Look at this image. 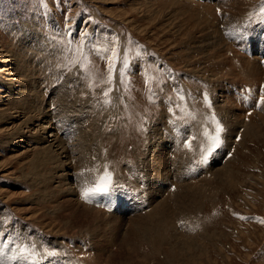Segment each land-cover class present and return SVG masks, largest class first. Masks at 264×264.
Listing matches in <instances>:
<instances>
[{
    "label": "rangeland",
    "instance_id": "obj_1",
    "mask_svg": "<svg viewBox=\"0 0 264 264\" xmlns=\"http://www.w3.org/2000/svg\"><path fill=\"white\" fill-rule=\"evenodd\" d=\"M262 5L0 0V218H10L0 230L38 253L19 264H264V105L227 90L264 83L258 55L229 35L264 32L249 21ZM113 37L129 68L121 83L117 66L107 105L108 85L93 91L78 68L67 71L57 41H83L87 52ZM90 60L106 78L105 60ZM213 113L222 143L199 163ZM97 166L123 188L86 202L81 188Z\"/></svg>",
    "mask_w": 264,
    "mask_h": 264
},
{
    "label": "snow or ice",
    "instance_id": "obj_2",
    "mask_svg": "<svg viewBox=\"0 0 264 264\" xmlns=\"http://www.w3.org/2000/svg\"><path fill=\"white\" fill-rule=\"evenodd\" d=\"M254 18L264 22V5L260 7L257 13H251L249 15V21L253 20ZM244 27L246 30L247 25ZM239 31L240 30L237 29L235 32H230L229 35L236 38H242L243 33L241 34V37H237V32ZM53 39L55 40L56 38L53 37ZM57 43L62 45L64 59L66 61L64 64L65 69L67 71H71L73 68H78L82 74V78L88 82L89 88H91L93 91H95L97 86L108 85V87L102 91V96L104 97V103L111 105V93L114 90L112 85L116 78L117 66L119 65L121 83L124 82L126 71L129 68L128 56L121 55L118 39L113 37L110 40L99 44L93 42L88 47L87 52L84 50L85 45L83 41H81L79 44L71 40L65 43L64 39H60L57 41ZM90 54L99 55L105 60L107 65L106 78L97 80V74L92 70L94 66L90 60ZM155 79V76L148 74L146 76L145 82L150 84ZM156 82L159 83L158 80ZM149 91H151V89H149ZM177 95L180 100L184 99L181 93L178 92ZM262 105H264V91L261 92L256 103L257 107ZM208 106L211 107L210 102L208 103ZM176 107L179 108L180 105L177 104ZM210 120L211 123L215 125V127L212 131H209L207 128L203 130V143L199 145V163H207L209 157L222 143L221 133L224 131L223 126L216 119L214 113L210 117ZM194 139L195 137L192 138V140ZM192 140H188L185 145L190 151L192 150ZM87 171L92 173V178L90 181H85L84 186L81 188V196L86 202H92L97 198L110 199L117 194L118 189L123 188L122 185L114 183L112 172L108 170L107 166H104L102 171L100 170L99 166ZM80 175L83 177L84 173L82 172ZM8 219L0 218V228H2L3 225L8 222ZM8 252L12 254L7 255L6 253ZM37 254V249L34 245L26 243L23 240L17 242L16 240L12 239L10 234L6 236L5 233L0 230V264H19L21 260L27 261L36 257ZM44 255L55 256L57 253L45 249Z\"/></svg>",
    "mask_w": 264,
    "mask_h": 264
},
{
    "label": "bare ground",
    "instance_id": "obj_3",
    "mask_svg": "<svg viewBox=\"0 0 264 264\" xmlns=\"http://www.w3.org/2000/svg\"><path fill=\"white\" fill-rule=\"evenodd\" d=\"M234 20L236 21V19H234ZM228 21H229V20H228ZM222 40H223V39H222ZM208 46H209V45H208ZM210 47H211V46H210ZM224 47H225V46H224ZM3 61H4V60H3ZM221 64H222V63H221ZM263 70H264V69H263ZM250 74H251V73H250ZM28 101H29V100H28ZM225 107H226V106H225ZM34 116H35V115H34ZM42 127H43V126H42ZM51 130H52V129H51ZM151 131H152V130H151ZM45 133H46V132H45ZM152 133H153V131H152ZM53 136H54V134H53ZM150 136H151V135H150ZM43 138H44V137H43ZM57 138H58V137H57ZM59 138H60V137H59ZM59 138H58V139H59ZM152 138H153V137H152ZM41 139H42V137H41V138L39 137V141H38V140H37V141L40 142ZM46 139H47V138L45 137L43 140H45L46 142H48ZM55 139H56V138H55ZM20 140H21V139H20ZM20 140H19V141H20ZM41 141H42V140H41ZM57 141H58V140H57ZM57 141H56V142H57ZM61 141H62V140H61ZM49 142H50V141H49ZM54 142H55V140H54ZM59 142H60V140H59ZM62 142H63V141H62ZM40 143H41V142H40ZM63 143H64V142H63ZM45 144H46V143H45ZM45 144L43 143L42 145H45ZM52 144H53V143H52ZM52 144H50L49 146H47V148H51V147H52ZM58 144H59V143H58ZM60 144H61V143H60ZM55 145H56V144H55ZM55 145H54V146H55ZM39 146H40V145H39ZM56 146H57V145H56ZM47 148L44 149V152H45V150H47ZM57 149L59 150L60 147H59V148L57 147ZM41 150H43V146H42ZM54 150H55V149H54ZM46 152H48V151H46ZM56 152H57V151H56ZM71 152H72V151H71ZM62 153H63V152H62ZM154 153H155V152H154ZM69 154H70V153H69ZM73 154H74V153H73ZM56 155H57V154H55V156H56ZM67 155H68V154H67ZM46 156H47V155H46ZM65 156H66V155H65ZM53 157H54V156H53ZM47 158L50 159L49 156H48ZM57 158H58V157H57ZM60 158H61V157H60ZM84 159H85V158H84ZM65 160H66V159H65ZM52 162H53V161H52ZM62 163H63V162H62ZM75 163H76V162H75ZM161 164H162V163H161ZM73 165H74V164H73ZM69 167H70V165H69ZM83 167H84V166H83ZM59 169H60V168H59ZM80 169H82V168H80ZM183 169H184V168H183ZM37 171H38V170H37ZM74 171H75V170H74ZM162 174H163V173H162ZM64 175H65V174H64ZM161 176H162V175H161ZM221 176H222V175H221ZM217 178H218V177H217ZM166 179H168V178H166ZM160 180H161V178L159 179V181H160ZM225 180H226V179H225ZM59 181H60V180H59ZM167 182H168V181H167ZM61 185H62V184H61ZM155 186L160 187V183H158V184L152 186V188L149 190V193H150V194H152V192H151L152 189H157V188H155ZM195 186H196V185H195ZM157 192H158V191H157ZM189 194H190V193H189ZM57 195H58V194H57ZM71 197H72V196H71ZM180 198H181V197H180ZM70 201H71V200H70ZM175 201H176V200H175ZM78 204H79V203H78ZM165 209H166V208H165ZM90 210H91V209H90ZM169 210H170V209H169ZM97 214H98V213H97ZM100 214H101V213H100ZM148 215H149V214H148ZM148 215H147V216H148ZM175 215H176V214H175ZM149 216H150V215H149ZM163 217H164V216H163ZM147 218H149V217H147ZM97 219H98V218H97ZM109 219H110V218H109ZM149 219H150V218H149ZM141 220H142V219H141ZM152 221H153V220H152ZM88 223H89V222H88ZM144 223H145V222H144ZM93 227H94V226H93ZM111 229H112V228H111ZM116 230H118V229H116ZM110 232H111V231H110ZM116 232H117V231H116ZM113 233H114V231H113ZM120 233H121V232H120ZM111 235H112V232H111ZM119 235H120V234H119ZM114 236H116V235H114ZM112 237H113V236H112ZM109 238H110V236H109ZM102 240H104V239H102ZM108 241H110V240L108 239ZM116 241H117V240H116ZM113 242H114V240H113ZM127 250H128V249H127ZM167 251H168V250H167ZM175 251H176V250H175ZM171 252H172V251H171ZM176 252H177V251H176ZM181 253H182V252H181ZM108 254H109V253H108ZM166 254H167V253H166ZM166 254H165V255H166ZM125 255H126V254H125ZM174 257H175V256H174ZM171 260H172V259H171ZM175 260H176V259H175ZM175 260H174V261H175ZM177 260H178V259H177ZM172 261H173V260H172ZM178 261H179V260H178ZM179 262H180V261H179Z\"/></svg>",
    "mask_w": 264,
    "mask_h": 264
}]
</instances>
